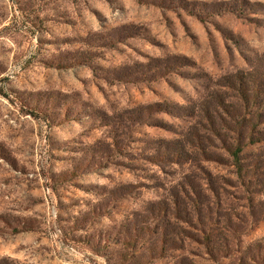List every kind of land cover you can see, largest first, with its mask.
Instances as JSON below:
<instances>
[{
	"label": "rangeland",
	"instance_id": "374dc122",
	"mask_svg": "<svg viewBox=\"0 0 264 264\" xmlns=\"http://www.w3.org/2000/svg\"><path fill=\"white\" fill-rule=\"evenodd\" d=\"M260 71L264 0H0V264L263 263L222 148Z\"/></svg>",
	"mask_w": 264,
	"mask_h": 264
},
{
	"label": "trees",
	"instance_id": "16d2710c",
	"mask_svg": "<svg viewBox=\"0 0 264 264\" xmlns=\"http://www.w3.org/2000/svg\"><path fill=\"white\" fill-rule=\"evenodd\" d=\"M260 73L264 76V71H260ZM254 82L248 80L244 91L239 85L240 91L243 93V102L235 110L237 119H233L234 123H227V127L232 131V134L228 135L226 139L224 138L222 148L228 155L226 164L233 167L232 174L236 178L230 179L228 182L231 186L240 190L237 198L248 200L250 207L255 205L262 207L264 206V81L260 82V86H256ZM256 97L261 100L253 105L251 99ZM30 112L37 116L33 111ZM188 142L191 146L188 147L186 153L193 148V150L198 148L202 150V158L210 161V149H203V141L197 139V141ZM202 170L201 176L189 180L190 190L185 191V195L191 198L198 197L202 201L205 200L210 203V173L204 169ZM191 201L193 203L199 202V200ZM262 242H264V239L259 244ZM251 258L257 264H264V262L259 263L255 259L261 257L253 255Z\"/></svg>",
	"mask_w": 264,
	"mask_h": 264
}]
</instances>
